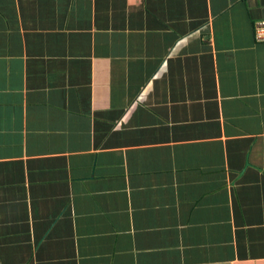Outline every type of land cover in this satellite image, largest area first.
I'll return each instance as SVG.
<instances>
[{
	"label": "crops",
	"instance_id": "obj_1",
	"mask_svg": "<svg viewBox=\"0 0 264 264\" xmlns=\"http://www.w3.org/2000/svg\"><path fill=\"white\" fill-rule=\"evenodd\" d=\"M264 0H0V264H264Z\"/></svg>",
	"mask_w": 264,
	"mask_h": 264
},
{
	"label": "built area",
	"instance_id": "obj_2",
	"mask_svg": "<svg viewBox=\"0 0 264 264\" xmlns=\"http://www.w3.org/2000/svg\"><path fill=\"white\" fill-rule=\"evenodd\" d=\"M253 35L255 41L264 42V18H260L254 22Z\"/></svg>",
	"mask_w": 264,
	"mask_h": 264
}]
</instances>
